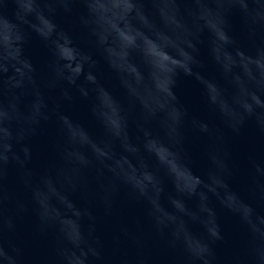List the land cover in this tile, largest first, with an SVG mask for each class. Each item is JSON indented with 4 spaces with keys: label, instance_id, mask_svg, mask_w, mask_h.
<instances>
[{
    "label": "water",
    "instance_id": "obj_1",
    "mask_svg": "<svg viewBox=\"0 0 264 264\" xmlns=\"http://www.w3.org/2000/svg\"><path fill=\"white\" fill-rule=\"evenodd\" d=\"M218 3L219 0H184L178 13L171 0H138L135 4L133 0H93L92 11L98 13L102 22L101 30L97 31L79 0L72 4L69 12L57 11L55 29L50 28L48 0H19L22 18L32 14L34 22L29 21L28 38L15 72L24 75L31 65L33 88L39 87L46 76L54 46L60 45L66 37L71 39L80 57L72 68L74 73L84 57L90 56L95 62V67H86L85 74L74 84L62 85L72 99L62 100L56 114L30 138L36 202L32 210L29 208L16 215V228L5 238V246L11 241L22 249V264H58L56 234L51 228L42 233L38 227L40 218L43 216L50 225H56L75 240L80 229L89 223L82 214L86 207H91L97 217L96 235L104 245L105 264H121L123 260L136 264L141 257L146 264H189L182 248L171 247L166 236L154 232L146 217V208L150 205L158 207L167 222L190 237H206L205 232L219 227L222 238L212 245L214 264H235L236 259L245 254L247 233L237 213L247 216L249 209L234 201L232 193L237 192L257 213L264 215V202L252 199L248 192L251 161L264 162V133L251 120L238 133L229 128L237 120V106L245 104L249 95L243 88L240 93L234 92L232 81L240 79L241 71L251 76L249 64L252 62L264 71V61L250 60L260 36L255 41L249 38L238 8L228 17L227 41L221 39L224 9L218 7ZM6 11L11 18V3ZM16 38L13 25L0 18V41L7 44L12 56L16 55V50L11 40ZM190 40H194L195 52L189 47ZM129 48H139L142 55L129 60ZM104 49L118 71L105 62ZM186 52L194 56L191 75L181 71L173 84L172 69L183 62ZM145 58L154 69L147 79ZM90 76L96 77L95 83ZM82 92H94L102 106L110 105V93L119 101L117 107L129 113L127 141L123 148L115 149L118 159H113L112 141L105 137L103 127L92 113L93 98L81 96ZM169 92L177 100H173ZM55 95L45 90V96ZM251 95L254 103H264L255 94ZM209 96L215 103L209 101ZM30 99V95L25 96L26 101ZM109 118L114 127L119 126L115 111ZM177 119L183 128L182 148L187 164L184 166L170 159L162 146L172 142L167 129ZM199 123H207L210 131L199 132ZM61 127L69 142L78 141L79 147H73L72 160L86 159V146L88 155L106 157L115 170L136 184L144 192L143 199L135 200L121 184L111 214L105 215L98 199L86 197L70 185L65 176L71 172V166H59L57 145L65 141ZM145 131L161 142L152 145L159 163L142 150ZM226 151L232 170L227 185L219 179L220 162L225 159ZM161 165L172 173V180L165 179L163 187L154 179ZM90 175L94 185L95 170H91ZM7 184L14 200L28 202L29 196L14 167L9 168ZM201 185L213 193L210 200L203 188L199 200L191 197ZM226 203L232 204L233 211L225 210ZM12 212H16L14 205ZM122 226L136 235L140 243L125 236Z\"/></svg>",
    "mask_w": 264,
    "mask_h": 264
},
{
    "label": "clouds",
    "instance_id": "obj_2",
    "mask_svg": "<svg viewBox=\"0 0 264 264\" xmlns=\"http://www.w3.org/2000/svg\"><path fill=\"white\" fill-rule=\"evenodd\" d=\"M77 0H48V13L50 20V28L55 29L56 23L54 17L58 10L64 12L71 11L72 4ZM83 3L92 25L97 31L101 30L102 22L99 19L98 13L92 11L93 0H79ZM138 0H133L137 3ZM13 5L11 18L7 13L9 4ZM172 7L179 13L182 9L184 0H171ZM199 6V5H197ZM224 9L222 24L221 39H228V17L232 10L238 8L243 18L247 34L253 41L257 36H260V42L255 43V55L250 58L251 61H264V0H219L217 5ZM0 18L8 20L13 25V33L16 39L11 40L12 48L16 50V55H9L8 46L3 41H0V264H22L23 252L22 249L8 241L5 246V238L7 235L14 232L16 228V215L26 212L35 201V175L36 173L30 167L33 153L30 146V138L37 134L41 129V125L52 118L60 108L62 100H71L72 96L63 89L62 85L67 82L74 84L80 76L85 74L86 67L94 68L95 62L92 57H84L83 62H80L75 73L72 71L80 57L75 48L72 47L70 38H65V41L58 46H54L52 59L48 64L47 74L40 81L39 87L33 88L34 77L32 68L29 65L28 72L24 75L15 72L17 60L22 55L23 46L28 38L29 21L34 22L32 14L24 16L20 12L19 0H0ZM93 32V35H96ZM42 35V33H38ZM191 37V33L188 34ZM155 39V37H150ZM189 47L195 52L196 45L194 40H190ZM137 55H142L139 48H129L127 58L131 60ZM102 56L105 62L114 70L115 65L108 56L106 49L102 50ZM194 60L192 53H187L183 58V62L173 67L170 74L171 82L175 83L176 76L181 71L185 75H191V62ZM252 71L251 76H247L242 71L240 79L233 78L232 87L234 92L240 93L241 89H245L249 95L246 96V103L237 106V120L229 128L234 132H239L240 128L249 120L254 121L259 130L264 133V103H254L252 95L255 94L264 101V71H261L257 65L252 62L249 64ZM153 65L145 58V78H149L153 71ZM118 71V70H117ZM93 83L96 82L95 76H90ZM45 90L56 93L53 97L45 96ZM172 95L173 100H177L176 96ZM30 95L31 99L26 101L25 96ZM81 96L93 98L92 113L96 120L103 127L105 137L112 141V156L113 159H118L115 152L117 146L123 148L124 143L128 138L129 130V113L117 107L119 101L109 93L110 105L102 106L96 94L82 92ZM209 101L215 103L212 96H209ZM115 111L119 117V126L114 127L110 114ZM177 115H179L178 110ZM147 119V117H145ZM62 123V121H61ZM198 131L208 133L210 131L207 123H199ZM61 134L65 135V141L58 143L57 149L59 154V166H71V172L65 176V180L72 185L76 190L82 191L86 197L90 196L98 199L99 203L104 208L105 215H110L113 204L119 192V185H124L130 195L137 201L144 197V192L131 181H128L123 173L115 170L114 164L108 161L106 157L91 154L88 155L85 146L87 158L80 160H72L73 147H79L78 141H68L65 129L60 128ZM144 141L142 145L143 152L151 158H154L159 163V157L152 150V145L161 143L157 137L150 132H143ZM167 136L171 138V143H163V147L169 153V158L174 160L177 165L184 166L185 154L183 152V128L179 120L167 129ZM225 159L220 162L221 176L220 181L229 184V178L232 175L227 158V151L224 153ZM111 165V166H110ZM14 167L19 175V179L26 190L29 200L27 203L21 200H14L13 194L8 188V172L9 168ZM57 167V166H56ZM55 167V168H56ZM252 174L248 185V192L252 199L264 202V162L251 161ZM95 170V184L90 182V171ZM110 173V175H106ZM158 185L163 187L165 179L172 180V173L167 166L161 165L159 173L154 177ZM203 185L197 188V191L191 194V197L199 200L200 189ZM203 191L208 196L209 200L213 193L208 188H203ZM232 198L244 204L249 209L247 216H239L240 221L246 228V251L242 257H238L235 264H264V215L255 211L252 205L242 198L237 192L233 191ZM15 207V214L12 212V206ZM225 210L233 211L232 204L226 203ZM84 216L87 217L89 223L86 228H81L78 237L73 240L56 225H50L46 218L41 216L39 229L42 233H46L49 228L56 234L55 254L58 264H105L104 245L101 238L96 235V220L97 217L91 207L83 209ZM146 217L150 222L154 232L159 236H166L167 242L171 247H180L188 257L189 264H214L215 253L212 247L216 240L221 239L219 227L209 229L206 237L189 236L176 228L164 218V214L155 205H150L146 208ZM121 232L125 236H129L137 244L140 243L138 237L130 233L126 226H122ZM194 241V242H193ZM121 264H128L127 260L121 261ZM136 264H146V260L138 258Z\"/></svg>",
    "mask_w": 264,
    "mask_h": 264
}]
</instances>
